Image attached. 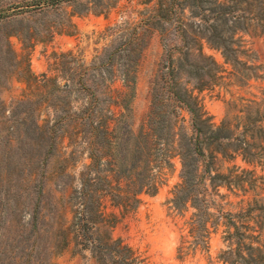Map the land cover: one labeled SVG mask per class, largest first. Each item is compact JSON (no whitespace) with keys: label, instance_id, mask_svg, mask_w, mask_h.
<instances>
[{"label":"rangeland","instance_id":"374dc122","mask_svg":"<svg viewBox=\"0 0 264 264\" xmlns=\"http://www.w3.org/2000/svg\"><path fill=\"white\" fill-rule=\"evenodd\" d=\"M205 1L210 7L212 0ZM52 2L0 1V264H224L233 260L235 241L228 237L236 229L264 244V36H236L247 52L233 68L198 39L200 17L181 0L161 22H148L156 0ZM206 57L221 70L197 69ZM171 85L196 98L214 125L227 121L236 136L247 135L255 155L251 164L207 157L211 175L228 178L213 187L204 174L209 235L195 252L186 250L192 239H184L194 210L167 205L180 184L178 153L191 128L189 112L172 101ZM86 117L106 132L92 136ZM58 118L42 164L41 134L26 139L12 121L44 126ZM148 120L162 122L150 138ZM93 148L101 161L88 173ZM115 166L134 170L126 180L107 170ZM38 178L37 198L28 186ZM118 179L122 186L151 183L157 192L139 195L140 204L124 212L114 195L135 191L118 192ZM88 196L98 202L94 222L84 208ZM193 223L194 233L203 234Z\"/></svg>","mask_w":264,"mask_h":264},{"label":"trees","instance_id":"16d2710c","mask_svg":"<svg viewBox=\"0 0 264 264\" xmlns=\"http://www.w3.org/2000/svg\"><path fill=\"white\" fill-rule=\"evenodd\" d=\"M1 1V0H0ZM151 1V0H147ZM178 1V0H177ZM188 9L196 10L197 16L200 17L201 24L196 32L199 40L203 41L205 45L210 49L220 52L224 59V64H230L233 68L235 65L241 64L239 57L246 54L242 40L236 38L238 34L246 35H258L264 36V0H212L210 7L203 5L205 0H181ZM59 0H53L52 3H58ZM175 0H156L157 9L153 11V14L148 18V22L155 20L157 22L165 21L168 13L173 9ZM188 26H192L191 24ZM201 52V48H198ZM199 56H202L199 54ZM205 64L202 66H196L197 69L210 68L215 72H219L221 67L211 58H204ZM245 64L243 63V66ZM247 69H254L247 67ZM172 73V72H170ZM255 77V76H251ZM174 85L170 86L173 89ZM188 98V99H187ZM185 98L182 97L178 91L172 90V101L182 105L190 114V135H186L182 138L181 152L178 153L181 172H180V184H178L173 192L171 198L167 201L169 210H173L179 213H183L187 208H192L194 213L192 214V221L188 224V235L184 237L191 238L192 241L187 242L189 246L186 248L191 251H196L198 248L204 249L207 245L209 232L206 229L207 218L210 214L208 212V203L203 196H200V190L203 189V177L207 175L211 186H216V182L220 180H226L228 177L215 173L211 175L206 164L207 157L211 158L213 155H221L223 158L232 159L234 157H240L241 161L246 164L254 163V154H252V147L249 143L248 136L239 134L236 136L235 129L231 128L230 122L222 121L219 125L212 123V117L207 116L203 107L199 105L196 98H192L190 95ZM264 119V116H263ZM82 121L87 122L90 133L92 136L97 137L100 134L106 132V126L104 124H97L90 117L83 118ZM264 121V120H262ZM60 119H56L53 123L47 121L44 126H39L37 120L23 121L20 119H14L12 121L14 129L19 134L23 135L26 139L31 137L43 138L44 157L41 163L45 162L46 157L52 151L54 133L58 128ZM258 121H249V124H256ZM154 127H156L154 129ZM162 128V122H153L148 120V132L145 136L150 138L155 130ZM46 136V137H45ZM20 149L24 151V147L20 144ZM28 153H32L28 149ZM208 153V156L206 155ZM26 154V152H25ZM30 155V154H29ZM88 158L91 160L90 164L86 167L88 173L95 170L100 166L101 158L96 155V150L93 148L89 151ZM201 164H204L202 170H200ZM109 172L114 173L118 178L121 174L128 180L131 175V171L134 168L127 169L119 166L108 167ZM87 175V174H86ZM138 180V179H136ZM123 180H115L114 188L118 192H125L128 190H134L133 196H119L114 195L115 200L113 204L115 207L122 208L124 212L134 210L139 204L140 200L137 198L141 194L155 195L157 192V185L148 183L142 184L136 181L121 185ZM104 183L107 187L111 185V181L104 179ZM82 184L87 186V182L84 179ZM41 179L38 178L37 184L34 183L32 187L28 186V190L35 192L36 197L40 195ZM224 185L229 187L227 183ZM147 187L146 191L143 188ZM86 188V187H85ZM87 195L88 191L83 190ZM82 191V192H83ZM88 196L89 206L85 205V211L90 217V222H94V218L91 215L95 214L96 202L91 200ZM99 217V216H97ZM111 218H114L111 216ZM92 219V220H91ZM193 220L198 226V236L194 233ZM237 229L233 234H229V239L234 240L235 249L230 250L229 257H233V260L223 259L224 264H264V244L256 240V237L238 235ZM183 243V237H181ZM247 241V242H246ZM253 244H256L254 247ZM183 249L181 246L178 248V252ZM129 252L130 250L125 247L120 248V252ZM119 252V251H118Z\"/></svg>","mask_w":264,"mask_h":264},{"label":"crops","instance_id":"0c3cea01","mask_svg":"<svg viewBox=\"0 0 264 264\" xmlns=\"http://www.w3.org/2000/svg\"><path fill=\"white\" fill-rule=\"evenodd\" d=\"M138 83H139V87H141L144 84V79H142V81H141V78H139Z\"/></svg>","mask_w":264,"mask_h":264}]
</instances>
